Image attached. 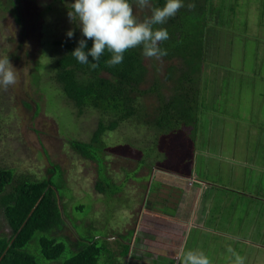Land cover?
Segmentation results:
<instances>
[{"label":"rangeland","instance_id":"rangeland-1","mask_svg":"<svg viewBox=\"0 0 264 264\" xmlns=\"http://www.w3.org/2000/svg\"><path fill=\"white\" fill-rule=\"evenodd\" d=\"M12 1L0 0V58H9L17 77L15 85L0 88V167L11 168L16 177L40 178L54 164L66 183L64 222L47 235L70 243V251L56 260L42 259L36 233L27 249L38 262L59 264L74 251L71 243L96 235L115 255L117 240L130 244L127 256L118 255L119 264H178V256L188 250L203 251L211 263L220 259V264H233L229 247L245 258V264H264V234L260 236L264 216L254 214L256 207H250L251 215L246 216V205L236 196L240 190L258 191L259 181H264V0H213L217 12L207 9L200 14L207 25L203 32L208 30L201 82L208 80L193 131L187 127L177 131L171 147L164 135L153 138V130L139 125H125L123 135L115 131L103 135L109 174L116 181L122 177L120 167L134 168L137 159L147 163L144 154L151 149L150 182H161L152 198L160 211L143 208L140 183L147 184L146 178L140 183L129 179L115 202L97 193L93 188L97 163L68 142L88 141L99 117L95 110L77 116L51 78L49 67L60 52L54 42L72 39L66 35L70 30L74 37H83L78 19L68 16L75 0ZM132 5L138 20L150 15L135 2ZM39 61L47 69L36 70ZM170 62L145 58L144 86L155 72L161 79ZM36 73L40 78L33 76ZM144 102L150 112L157 95L145 96ZM125 138L139 144L124 142ZM176 161L181 163L176 164L179 171L189 175L191 170L190 177L197 179L192 185L166 169ZM147 172L142 167L136 176L145 177ZM260 193L264 195V189ZM173 209L177 210L169 216ZM216 212L221 216L214 221ZM9 234L0 218V237Z\"/></svg>","mask_w":264,"mask_h":264},{"label":"trees","instance_id":"trees-1","mask_svg":"<svg viewBox=\"0 0 264 264\" xmlns=\"http://www.w3.org/2000/svg\"><path fill=\"white\" fill-rule=\"evenodd\" d=\"M129 2L133 3L134 0H129ZM151 2L153 7H163L166 0H151ZM182 2L184 7L174 17L168 19L163 25L155 26L165 28L169 33V39L161 43L160 47L167 51V55L163 58L171 62L161 79L155 72L146 86L144 84L148 69L144 65L142 47L127 51L123 62L114 67L106 66L105 61L110 59V54L106 51L99 61V66L92 69L90 67L91 57H89V64H81L71 55L79 46V41L85 39L84 37L54 42L60 52L49 68L52 71L51 78L54 84L67 100L61 98L72 105L77 116L86 110H95L99 116L96 128L88 141L69 139L68 142L71 148L82 157L97 163L98 175L93 188L111 202L119 199L118 194H124L122 191H125V183L129 179H135L137 183H140L141 179L146 178L147 184L140 183V191H143L142 195L144 194L143 208L160 211L153 204L152 196L160 189L161 182L155 180L150 182L153 179L151 177L153 166L149 163L151 162V149L149 152L145 151L144 154L147 163L141 161L142 159H137L134 168L120 167L122 177L121 179L117 177L118 181H116V177L109 174L110 169L107 165L108 146L103 138L107 131H115L116 134L123 135L124 127L126 129L128 125L135 127L139 125L153 130V138L158 133L164 135L169 139L171 147L175 139L173 135H176L177 131L185 127L193 131L194 125L198 122V115L201 111L199 103L208 80V77H204L206 81L201 82L202 66L205 65L204 39H206L208 30L203 32V28L207 25L200 14L203 11L202 15H204L207 9L214 12L217 10H213L215 8L213 0L210 1L211 6L206 0H182ZM14 3L13 0L11 4ZM190 3L195 4L194 9L188 8ZM13 10L16 12V7ZM14 14L17 16V13ZM16 20L20 23L19 17H16ZM91 47L92 41L88 40L85 51L90 50ZM41 68L47 69V65L39 61L35 69L40 70ZM33 76L40 78L38 73ZM149 94L157 95V105L151 107L150 112L144 102V97ZM38 108L37 106L36 111ZM149 138L151 137H147V140ZM127 139L123 140L129 143L131 139ZM130 143L139 144L137 141ZM173 151L172 147L167 154ZM176 164L181 163L178 161L170 163L166 169L174 171V174L178 176L190 178L193 174L191 170L188 169L190 174L186 175V171H179ZM142 167L148 169L146 176H136L138 169ZM65 187L64 174L54 164L47 169L46 175L40 178H31L26 175L16 177L11 168L0 167V218H3L10 230L9 235L0 237V264H40L37 255L27 249L30 242L35 239L36 233H40L37 238V252L42 259L56 260L67 250L70 251V243L66 244L64 241L47 235L48 231L59 228L64 222L62 206L64 197H67L64 194ZM257 187L259 190L256 192L247 193L241 190L236 192V196L240 198L238 202L242 201L246 205V216L251 215L250 207H256L254 214L257 216L260 213L262 217L264 216L262 207L264 195L260 193L264 189V181L260 180ZM241 195L247 196L248 200H244ZM109 204L110 202H107L108 210ZM176 210H171L169 216H173ZM161 212L166 211L162 209ZM219 216L221 214L216 212L214 221ZM263 234L264 232L260 236ZM118 237L125 238L122 235ZM98 239L96 235L85 237L84 240L78 238L71 243L75 248H73L74 251H71V255L65 257L59 264H119L118 255L127 256L130 249L129 243L121 242L122 239L117 240L119 254L115 255L107 247L106 241L101 239L98 241ZM211 264H220V259Z\"/></svg>","mask_w":264,"mask_h":264},{"label":"clouds","instance_id":"clouds-1","mask_svg":"<svg viewBox=\"0 0 264 264\" xmlns=\"http://www.w3.org/2000/svg\"><path fill=\"white\" fill-rule=\"evenodd\" d=\"M134 2L140 10L147 9L151 14L143 20H138L129 0H75L68 16L71 21L78 19L85 39L79 41V46L71 55L81 64H89L91 57L92 69L99 66V61L106 51L110 54V59L105 61L107 67L121 64L124 54L138 47H142V55L146 59L162 60L167 51L160 45L169 39V33L165 28L155 26L165 24L184 7V4L182 0H166L163 7H153L151 0ZM188 8L194 9L195 4H188ZM66 35L73 38L74 31L70 30ZM88 40L92 41V47L85 51ZM16 82V72L9 58H0V88L7 90ZM187 179L189 185L197 180L195 177ZM227 251L234 256L233 264H245V258L231 247ZM178 264H211V260L203 251L188 250L178 256Z\"/></svg>","mask_w":264,"mask_h":264},{"label":"crops","instance_id":"crops-1","mask_svg":"<svg viewBox=\"0 0 264 264\" xmlns=\"http://www.w3.org/2000/svg\"><path fill=\"white\" fill-rule=\"evenodd\" d=\"M212 220H214V218Z\"/></svg>","mask_w":264,"mask_h":264}]
</instances>
